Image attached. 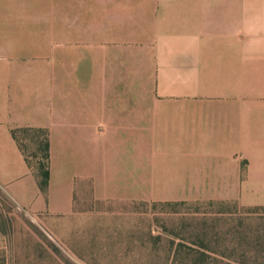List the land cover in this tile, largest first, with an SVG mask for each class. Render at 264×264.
Returning <instances> with one entry per match:
<instances>
[{
    "label": "crops",
    "instance_id": "1",
    "mask_svg": "<svg viewBox=\"0 0 264 264\" xmlns=\"http://www.w3.org/2000/svg\"><path fill=\"white\" fill-rule=\"evenodd\" d=\"M22 127L47 133L45 195ZM0 190L56 215L77 195L264 205V0H0Z\"/></svg>",
    "mask_w": 264,
    "mask_h": 264
},
{
    "label": "rangeland",
    "instance_id": "2",
    "mask_svg": "<svg viewBox=\"0 0 264 264\" xmlns=\"http://www.w3.org/2000/svg\"><path fill=\"white\" fill-rule=\"evenodd\" d=\"M73 203L68 214L31 213L0 190V264H57L48 249L64 264H167L165 242L187 241L195 225L205 221L204 230L221 233L227 243L239 231L252 235L260 222L244 218L248 205L234 207L223 200L97 201L77 195Z\"/></svg>",
    "mask_w": 264,
    "mask_h": 264
},
{
    "label": "trees",
    "instance_id": "3",
    "mask_svg": "<svg viewBox=\"0 0 264 264\" xmlns=\"http://www.w3.org/2000/svg\"><path fill=\"white\" fill-rule=\"evenodd\" d=\"M10 134L21 151L23 159L35 179L38 190L45 195L48 180V140L46 131L40 128L22 127L11 129ZM164 204H177V202H165ZM231 204L234 207L237 206L235 203ZM246 207L248 211L244 218L249 219L250 217L259 220L258 225H263L264 205ZM258 210L261 212H258ZM204 222L198 227L195 225L196 230L189 233L190 237L187 238V241L167 240L165 242L166 252L164 256L168 261L167 264H264V225L259 232L257 231L258 225H254L252 228L255 229V232L250 236L242 235L240 231L236 232L232 241L225 243L227 240L221 238V233L214 232L213 236L208 234L204 230ZM151 243H154V240H151ZM224 244L239 247L227 251L213 249L214 246ZM47 251L48 255L54 261H57V264H64L60 262L58 256H54V250L53 252L50 249Z\"/></svg>",
    "mask_w": 264,
    "mask_h": 264
}]
</instances>
